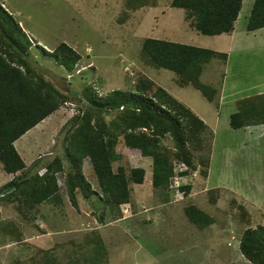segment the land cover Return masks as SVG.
I'll return each instance as SVG.
<instances>
[{
  "label": "rangeland",
  "instance_id": "obj_1",
  "mask_svg": "<svg viewBox=\"0 0 264 264\" xmlns=\"http://www.w3.org/2000/svg\"><path fill=\"white\" fill-rule=\"evenodd\" d=\"M254 1L244 0L233 36L208 37L189 28L184 10L171 7L172 0L129 11L124 23L119 18L128 11L126 0H0L35 44L51 52L64 42L81 54V62L69 73L43 50L33 49L34 66L62 92L77 96L87 84L101 96L130 92L137 76L145 75L191 108L213 133L208 178L199 168L184 179H174V189L165 193L153 187L152 160L120 145L123 159L115 169L140 167L146 176L142 185H131L133 207L123 206L118 221L98 220L103 206L96 196L90 201L81 197L75 208L67 197L64 174L58 175L62 203L41 205L36 220L25 221L14 209L5 212L0 206V264H46L44 252L55 264H88L84 256L89 246L82 245L96 229L104 239L109 264H251L239 251L248 225L238 212L245 207L250 226H264V125L235 130L230 118L238 100L264 93V29L247 31ZM147 38L227 53L226 64L213 60L202 76L203 83L220 89L219 107L193 87L181 88L174 72L145 66L141 48ZM77 113L76 104H67L15 143L27 167L59 151L61 129ZM164 144L173 146L169 138ZM84 168L91 181L90 160H85ZM176 170L180 171L179 164ZM12 178L0 166V187ZM183 186L191 187L189 194L181 190ZM94 188L98 190L95 184ZM216 188L215 200L210 201L208 191ZM191 204L216 222L203 230L192 224L185 211ZM9 222L23 233L20 242L4 234ZM98 264H108L103 255Z\"/></svg>",
  "mask_w": 264,
  "mask_h": 264
},
{
  "label": "trees",
  "instance_id": "obj_2",
  "mask_svg": "<svg viewBox=\"0 0 264 264\" xmlns=\"http://www.w3.org/2000/svg\"><path fill=\"white\" fill-rule=\"evenodd\" d=\"M243 3L244 0H172L171 7L184 10V21L189 28L201 35L216 37L234 33ZM158 5V0H126L128 11L122 12L119 22L127 21L129 11ZM261 29H264V0H255L247 31ZM34 48L43 50L46 57L69 73L82 60L81 54L64 42L51 52L35 44L21 23L0 3V166L4 173L13 176L0 187V206L5 212L12 208L25 221H34L41 205L61 204L58 175L64 174L67 197L75 208H79L81 197L90 201L96 196L103 206L97 215L102 224L108 218L122 219V207H133L131 185H142L146 171L140 167L128 170L123 165L115 169L114 165L123 159L118 150L120 145L138 150L143 158L152 160V184L162 193L174 185L176 163L188 168L179 176L187 177L201 168V175L208 178L213 133L191 108L167 90L147 76L139 75L134 91H115L101 96L87 84L80 95L66 94L34 66ZM141 55L145 66L174 72L181 88L191 86L219 107L220 89L203 83L202 76L213 60L226 64L227 53L147 38L142 43ZM67 104H76L78 113L61 129L63 140L58 141L59 151L27 167L15 142ZM236 104L237 112L230 118L232 129L264 125V93L244 97ZM168 138L172 140V148L164 144ZM86 159L92 164L91 181L85 173ZM181 190L189 194L191 187L183 186ZM217 192V188L208 191L210 201L215 200L213 195ZM164 201L168 202L169 198ZM185 211L189 221L201 230L216 222L194 204ZM238 214L248 225L240 240L241 254L251 264H264V226L252 228L251 215L245 207L240 206ZM44 215L41 214L42 218ZM2 230L11 240H22L23 233L13 222ZM90 235L91 238L85 236L82 245L89 246L85 263L98 264L103 255L109 264L100 231L96 229ZM44 254L48 259L46 264H55L48 257L49 252Z\"/></svg>",
  "mask_w": 264,
  "mask_h": 264
},
{
  "label": "clouds",
  "instance_id": "obj_3",
  "mask_svg": "<svg viewBox=\"0 0 264 264\" xmlns=\"http://www.w3.org/2000/svg\"><path fill=\"white\" fill-rule=\"evenodd\" d=\"M242 9H243V8H242ZM260 94H261V93H260ZM51 116H52V115H51ZM48 118H49V117H48ZM45 120H46V119H45ZM45 120H44V121H45ZM40 124H41V123H40ZM37 126H38V125H37ZM37 126H36V127H37ZM16 142H17V141H16ZM16 142H15V143H16ZM86 160H87V159H86ZM88 160H90V159H88ZM90 163H91V161H90ZM177 164H179V166H180V171L177 172V170L175 169V170H176V177H175L174 179H175V180H176V178L184 179L185 177H183V176H179V173H180V172H183V171H187L188 168L185 166V164L176 163V165H177ZM91 167H92V164H91ZM175 168H176V167H175ZM180 186H181V184H179V186H178L179 189H180ZM174 187H175V185L171 186L170 189L173 190ZM178 191H179V190H178ZM211 226H212V225H211ZM254 229H255V228H254ZM240 240H241V239H240ZM239 245H240V244H239ZM239 251H240V249H239Z\"/></svg>",
  "mask_w": 264,
  "mask_h": 264
},
{
  "label": "crops",
  "instance_id": "obj_4",
  "mask_svg": "<svg viewBox=\"0 0 264 264\" xmlns=\"http://www.w3.org/2000/svg\"><path fill=\"white\" fill-rule=\"evenodd\" d=\"M234 33H235V31H234ZM234 33H233L231 36H233V35H234Z\"/></svg>",
  "mask_w": 264,
  "mask_h": 264
}]
</instances>
